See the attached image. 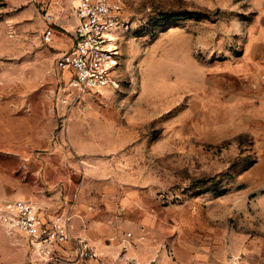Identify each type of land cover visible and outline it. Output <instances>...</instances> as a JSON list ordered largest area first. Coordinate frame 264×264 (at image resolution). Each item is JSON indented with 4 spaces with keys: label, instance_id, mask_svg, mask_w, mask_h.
<instances>
[{
    "label": "rangeland",
    "instance_id": "374dc122",
    "mask_svg": "<svg viewBox=\"0 0 264 264\" xmlns=\"http://www.w3.org/2000/svg\"><path fill=\"white\" fill-rule=\"evenodd\" d=\"M57 1L0 0V199L59 191L72 239L0 264H264V0H121L119 88L81 97Z\"/></svg>",
    "mask_w": 264,
    "mask_h": 264
},
{
    "label": "built area",
    "instance_id": "2783aa9c",
    "mask_svg": "<svg viewBox=\"0 0 264 264\" xmlns=\"http://www.w3.org/2000/svg\"><path fill=\"white\" fill-rule=\"evenodd\" d=\"M58 12L74 21L72 46L61 55L57 67L67 72L65 86L77 97L104 94L119 88L117 74L121 51L117 30L124 26L121 0H58ZM56 16L46 13V21L54 24ZM53 30L48 26L46 41ZM72 216L67 203L40 206L31 199L0 201V228L5 235L28 245L32 254L47 261L72 239ZM85 256L93 258V247L83 245Z\"/></svg>",
    "mask_w": 264,
    "mask_h": 264
},
{
    "label": "crops",
    "instance_id": "0c3cea01",
    "mask_svg": "<svg viewBox=\"0 0 264 264\" xmlns=\"http://www.w3.org/2000/svg\"><path fill=\"white\" fill-rule=\"evenodd\" d=\"M60 22V23H63L62 25H64L63 27H65V28H68V26H70V28H68V32L69 33H71V36H72V29H73V26H74V21L73 20H68V19H66L65 17H63L61 14L59 15V16H57V22ZM55 24H57V23H55ZM70 36V38H68L65 42H64V46L63 47H66V49L67 50H69L70 48H71V46H72V37ZM81 192H82V190L80 189V190H78V192H77V195H76V197H77V200H78V198L80 197V194H81ZM55 193V194H54ZM54 193H52V195H51V197H46V199H44L43 201H42V203L41 204H39V203H37L38 205H40V206H43V205H48V204H50V201L51 200H53V198H59V191H56V192H54ZM83 196V195H82ZM3 199H0V201H2ZM32 200V199H31ZM34 201V200H33ZM61 201V200H60ZM35 202V201H34ZM3 237L4 238H6V239H8V237L5 235V233L3 232V230L0 228V240L1 239H3ZM10 239V238H9Z\"/></svg>",
    "mask_w": 264,
    "mask_h": 264
}]
</instances>
